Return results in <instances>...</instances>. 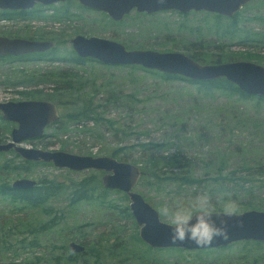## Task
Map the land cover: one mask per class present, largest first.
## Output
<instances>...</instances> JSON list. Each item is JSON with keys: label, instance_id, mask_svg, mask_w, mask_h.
I'll return each mask as SVG.
<instances>
[{"label": "rangeland", "instance_id": "374dc122", "mask_svg": "<svg viewBox=\"0 0 264 264\" xmlns=\"http://www.w3.org/2000/svg\"><path fill=\"white\" fill-rule=\"evenodd\" d=\"M38 8L40 7L37 6ZM53 8L57 13L52 18L47 17L50 11H43L37 16L38 10H36L29 15L32 19L28 21L34 23H31L32 27L28 29L16 27L19 25L14 22H0V35L27 38L43 31L44 36L51 35L50 37L53 36L52 39L56 42L55 49L47 53L48 55H30L22 60L7 57L0 59V101L33 99L29 94L26 96L18 94L17 90L21 89H18L14 83L23 79L29 83L27 87L33 86L30 81L35 78L37 71L44 73L56 68L70 69L77 72L81 80H86L87 90L91 92L96 90L94 104L104 102L111 88L120 92L125 96L122 98L124 109L105 105L104 116L112 119L113 126L102 122L95 128L90 121L77 127L70 124L66 126L68 130L65 133L54 137L52 133L58 131L54 125L46 128L43 136L33 142L25 141L22 145L94 156L110 155L113 148L123 146L122 154L127 153V157L123 159L136 162L139 161L137 159H142L143 155L149 154V151H144L139 144H148L146 148L156 150L153 146L156 143L166 141L172 142L171 146H175L174 141L177 137L200 136L201 139L192 141L177 140L179 147L192 142V145L188 144L191 147L183 154L194 157L192 163L196 164V175L204 173L200 169L202 165L211 169L220 163L223 152L226 154L221 160L222 164L231 168L253 164L250 158L264 154V140L251 134L250 128L242 131L241 136L229 135L228 131L229 127L233 126V123L229 125V121L239 112L244 117L251 116L256 122H263L264 101L258 102L256 98L237 101V96L231 98L220 91L202 95L197 93V86L194 84L180 80L165 81L140 68L104 65L97 61L73 65L69 61L49 60L53 56L69 54L72 49L69 39L77 33L112 39L121 42L127 49L166 51L165 49L171 48V51L182 52L179 47L202 37L201 43L210 41L211 45L215 46L213 49L208 48L211 51L206 52L207 55L210 54L208 60L213 61L219 55L226 60L232 58V61L248 60L264 64V47L253 45L258 41L246 40L247 43H252L251 45L239 43L237 39L223 33L222 29H215L217 18L213 15L204 17L202 10H191L185 14L186 17L179 16L180 14L174 10L149 15L131 12L119 21H112L104 14L100 15L79 7L77 2L55 4ZM66 9L69 11L64 12ZM65 13L68 14L67 17L73 18V22L68 27L64 26V21L56 20ZM259 15L264 17V0H252L243 6L237 15L239 21L237 36L242 37L247 31L252 35L258 32L264 33V18L261 20L258 18ZM36 16L41 20H36ZM228 19L224 17L221 22L227 23ZM42 20L47 22L39 23ZM57 38L61 39L57 41ZM225 43L227 47L219 49V46ZM49 77L46 75L43 79ZM55 84L53 81L43 82L40 87L47 89V92L35 98L47 99L46 94L51 92ZM68 109L66 105L60 106L59 116ZM11 125L0 117V138L3 142L10 139ZM86 127L93 128V135L80 131ZM222 128L224 129L221 130ZM99 134L101 138L98 137ZM43 145H46V148ZM243 145L248 146L244 149ZM21 160L22 158L13 152L0 153V165L8 162L12 166ZM4 172H0V183L6 181L9 184L19 177H27L35 181L52 178L72 184L73 181L86 179L92 173L99 174V179L101 176L96 170L72 171L56 168L50 163L34 166L32 172L27 175L23 173L17 176L14 172ZM204 187L206 186L203 185ZM109 190L111 191L106 194V200L101 204L94 200L70 204L66 194L59 195L49 201L51 211L47 213L26 209L18 202L0 198V264H51L56 256L64 257L70 252L68 247L70 241L80 244L84 242L90 247L88 254L79 257L80 264H94L95 253L99 250L98 264H115L123 257V254H119L120 249L117 244H123L129 250H137L138 242L133 235L135 220L130 216L125 217L124 212L120 211V207L128 205L129 200L126 202L122 199L121 191L116 193L112 189ZM134 190L142 194L148 203L157 207L156 209H159L164 202L180 200L187 203L201 193L198 186L181 187L176 182L167 186L157 182L151 188L144 178L140 179ZM209 195L215 201V194ZM260 200L262 201L257 202L256 207L264 210V196ZM236 203L238 212L247 210L242 208L240 202ZM52 217L55 218L53 223ZM161 219L167 222L163 217ZM40 223L46 224L45 226L49 228L38 234L33 228ZM98 243L105 246L106 243L108 245L117 243L113 247L115 255L111 256L108 250H104L103 245L99 246ZM260 245L252 243L243 246V242L239 241L207 253L193 249L179 253L177 250L161 251L155 255L177 264H239L242 254L264 255V244ZM132 259L121 264H128ZM257 264H264V261L261 260Z\"/></svg>", "mask_w": 264, "mask_h": 264}, {"label": "trees", "instance_id": "16d2710c", "mask_svg": "<svg viewBox=\"0 0 264 264\" xmlns=\"http://www.w3.org/2000/svg\"><path fill=\"white\" fill-rule=\"evenodd\" d=\"M68 3V2H66ZM68 12V10H65ZM239 12V11H238ZM238 12H236L232 17H230L227 23H222L221 21L224 20V16L221 14H216L212 12L204 11V17L208 15H213L217 18L215 22V29H222L223 33L230 35L233 39H237L241 44H249L250 42H257V44H253L255 47L261 46L264 47V33H254L253 35L250 32H246V34L242 37L237 36L236 31L239 28V21L237 19ZM31 10H0V20L4 19V21H11L15 15L20 16H28L31 14ZM179 13V12H178ZM179 16L186 17L185 14L179 13ZM68 14L65 15L66 18ZM61 17H58L56 20H60ZM227 18V17H226ZM258 18L261 20L264 18L263 16L259 15ZM242 26V25H241ZM62 35V34H61ZM253 37V38H248ZM61 38H57V41ZM203 39L202 37L196 38L195 40L188 41L187 44L182 45L181 48L184 53L188 56L193 58L195 61L199 63H206L210 61V63H219V62H226L232 61L233 59H224L221 58L219 55L213 61L208 60L207 58L210 56L206 54L208 48H215V46L211 45L210 41L207 43H201L200 40ZM246 40L250 42L247 43ZM260 42V43H259ZM227 47V44H222L219 46L220 48ZM55 49V48H54ZM166 51H171V48L165 49ZM211 52V51H210ZM36 55V54H34ZM42 55V54H37ZM69 61L70 63L75 64H82L86 61H97L92 58L88 57H80L78 56L74 50H70V53L65 56H53L51 57V61ZM259 60V59H258ZM99 62V61H97ZM101 63V62H99ZM103 64V63H102ZM105 65V64H104ZM264 66V64H261ZM127 66V65H124ZM132 68H140L145 70L146 72L154 75L159 76L165 81H172V80H180L190 84H194L197 86V93H201L202 95H206L207 93H211L213 91H220L224 92L226 96L233 98V96H237V101L242 99H252L256 98L259 101H264V96H258L254 94H247L240 90L238 86L225 78H217L212 80H191L185 78L180 75H170L161 73L156 70H150L142 68L141 66H129ZM45 75L50 76V80L55 82V86L52 88L51 92L46 94L47 99L53 101L58 105L59 108L62 105H66L69 107L67 111L61 112L59 119L56 121V128L58 131H54L52 135L54 137H58L59 134L65 133L68 129H66L67 125H75L83 126L87 122H92L93 125L98 126V124L105 122L108 125L113 126L112 119L106 118L104 116L105 105H113L114 107H123V100L125 96L122 95L120 92H117L115 89L109 90V95L104 98V102H97L94 104V96L95 91L92 92L87 90L86 87V80H81L79 74L75 71H70V69H52L49 72H46ZM37 81L42 80V76L38 75V77L34 78ZM32 79V80H34ZM31 80V81H32ZM26 81L21 79L16 84H24ZM61 83V84H59ZM42 89L36 90H21L19 91L20 94L25 95L29 94L30 97L35 98L37 95L42 94ZM197 95V94H196ZM197 97V96H195ZM127 105V104H126ZM125 105V106H126ZM123 107V108H122ZM101 108V109H99ZM101 112H98V111ZM254 117L248 116L244 117L241 112L236 113L232 116L231 121H229V125L233 123L232 127H229V135H237L241 136L242 131L250 128L249 132L256 136L260 140H264V121L263 122H256ZM254 120V122H253ZM58 125V126H57ZM161 126V124H160ZM222 128L221 130H223ZM117 131L116 129H114ZM82 132H88L87 135H93L94 131L92 127H86L81 129ZM98 137L101 138L99 134ZM177 137V136H173ZM263 138V139H262ZM193 139H201L199 136L198 138H194V136H185L184 138L177 137L175 146H171L172 142H163V143H156L152 144L156 150H152L151 148H146L148 144H139L140 147L143 148L144 151H149L147 156L143 155L142 159H137L139 161H132L131 163H136L140 165L142 170V175L140 179H146L148 184L151 185V188L156 185L157 182H161L165 184V186L174 184L175 182L178 183L179 186L185 187H192L198 186L200 192H207L208 194H215L214 198L218 195H223L225 199H232L235 202H240L242 204V208L244 209H257V202L262 201L260 200L262 196H264V154H261L256 157H252L249 160L253 161V164H249L247 166H238L236 168L225 167L222 164V159H224V155L226 154L223 152L220 157V163L216 164L215 167L209 168L206 165H202L200 169L204 171L203 174L196 175L195 171L197 167L196 164L192 163L194 157H188L183 152L190 148L192 142L188 144H184L183 146L179 147V142L181 141H192ZM3 141V140H2ZM248 146V145H247ZM246 145L242 147L246 149ZM46 148V145H43ZM124 147L119 146L117 148H113L110 151V155L118 160L128 161L127 153L122 154ZM172 150V151H171ZM13 152V151H11ZM15 153V152H13ZM16 156H19L15 153ZM10 161V160H9ZM130 162V161H128ZM38 164H47L44 162H36V161H29L22 159L20 162L14 163L12 166L8 162H3L0 165V172H14L17 176L24 174H30L32 172V168ZM51 164V163H50ZM144 165V166H142ZM12 170V171H11ZM4 172V173H5ZM100 172V171H99ZM101 173V172H100ZM22 178V177H19ZM18 179V178H16ZM15 180V179H14ZM138 181V182H139ZM13 182V181H12ZM138 184V183H137ZM206 187L203 188V185ZM12 183L9 184L6 181L0 183V198L8 199L10 202H18L24 208L31 209V210H40L42 213H47L51 211V206L49 205V201L52 198H55L59 195L66 194L70 204H75L80 201H96L99 204L103 203L106 199V194L111 191L108 188H104L101 184V179H99V174L96 175L95 173L90 174L84 180L80 181H73L72 184L66 183L65 181L52 179V178H41L36 181V184L29 188H13ZM137 186V185H136ZM208 187V188H207ZM207 188V189H206ZM98 189L99 191H96ZM119 192L118 190H113ZM97 192V193H96ZM122 199L126 202L128 201V197L125 193H121ZM111 205V204H110ZM129 205V204H128ZM126 205L121 208V212H124V216H130L133 219V216L130 212L129 206ZM219 207V205H217ZM157 208V207H156ZM158 210V209H157ZM244 211V210H243ZM161 218V217H160ZM55 218H51L53 221ZM46 224H39V226L33 228V231L37 232L38 234L45 231L49 227L45 226ZM133 225L135 227L134 230V238L138 242L137 250H129L123 244L103 245L104 250H108L111 256L115 255V249L113 248L116 244L119 246L120 253L123 254L122 259L116 261L115 264L125 263L127 260L132 259V262L128 264H177V262L170 263L168 260L162 259L161 257H157L155 254L161 251H169V250H177L178 253L183 251L184 249L181 248H153L148 246L144 243L139 234L138 228L135 221H133ZM239 242V241H238ZM243 246H247L248 244H256L262 246L264 244L263 241H253V240H243ZM235 243V242H234ZM84 245V250L79 253L70 252L65 255L64 257L56 256L51 264H80L78 263V259L81 256H84L90 252V247L87 246L86 243L82 242ZM233 244V243H232ZM144 245V246H143ZM231 245V244H230ZM108 246V247H107ZM229 246V245H228ZM226 247V246H224ZM223 248V247H220ZM217 248H208L202 250H196L197 252H208L216 250ZM251 250V249H248ZM98 253L100 250L95 253L96 260L94 264H98ZM118 256V255H117ZM264 261V255H249L248 253L241 255V260L239 264H257L259 261ZM86 262V261H85ZM87 264V263H86ZM238 264V263H237Z\"/></svg>", "mask_w": 264, "mask_h": 264}, {"label": "water", "instance_id": "95a60500", "mask_svg": "<svg viewBox=\"0 0 264 264\" xmlns=\"http://www.w3.org/2000/svg\"><path fill=\"white\" fill-rule=\"evenodd\" d=\"M66 0H0V10H27L37 3L49 5ZM82 5L106 12L115 20L121 19L131 9L153 13L175 10L181 13L207 11L223 16H233L252 0H77ZM53 41L30 40L22 37L0 35V56L21 55L46 51ZM71 46L80 57H90L105 65H136L170 75H180L191 80L225 78L247 94L264 96V66L248 60L219 63H199L182 51H158L155 49H127L121 42L97 36L78 34L71 39ZM2 118L17 123L11 130V139L0 143V152L13 150L22 159L51 163L59 169L82 171L100 170L104 188L125 193L129 209L138 226L141 240L153 248H181L202 250L220 248L243 240L264 242V210L248 209L237 212L229 223V238L216 239L208 246H197L190 241L173 242L167 222L157 216V209L135 191L142 170L139 164L118 160L109 155H82L64 150L42 149L22 145L44 134V127L59 119L54 102L48 100H21L0 102ZM36 184L31 178L13 180V188H29ZM69 250L79 253L84 246L71 242Z\"/></svg>", "mask_w": 264, "mask_h": 264}, {"label": "clouds", "instance_id": "9594fccd", "mask_svg": "<svg viewBox=\"0 0 264 264\" xmlns=\"http://www.w3.org/2000/svg\"><path fill=\"white\" fill-rule=\"evenodd\" d=\"M219 205V207H217ZM238 205L232 199L198 193L191 201L164 202L157 216L167 221L173 242L190 241L197 246H208L216 239H228L229 223L237 217Z\"/></svg>", "mask_w": 264, "mask_h": 264}, {"label": "flooded vegetation", "instance_id": "af4514ba", "mask_svg": "<svg viewBox=\"0 0 264 264\" xmlns=\"http://www.w3.org/2000/svg\"><path fill=\"white\" fill-rule=\"evenodd\" d=\"M66 2H68V3H66ZM72 2H77L78 3V6L79 7H81V8H83V9H87V10H89V11H92V12H97L98 14H100V15H105L106 17H108L110 20H112V21H119V20H121L122 18H124L125 16H127V15H129L131 12H136V13H139V14H143V13H145V14H154V13H157V12H163V11H167V10H162V11H157V12H153V13H146V12H139V11H137L136 9H131L128 13H126L121 19H119V20H115V19H113V18H111L106 12H104V11H100V10H97V9H93V8H90V7H87V6H84V5H82L80 2H78L77 0H66V1H60V2H57V3H53V4H49V5H43V4H40V3H37V4H35L34 6H33V8H30V9H27V10H31L32 11V13L31 14H29V15H32L33 14V12L34 11H36V10H38V12L36 13L37 14V16L38 15H40L43 11H50V13L49 14H47V17H49V18H52V17H54L55 16V14L57 13L55 10H54V8H53V5H55V4H61V5H64V4H69V3H72ZM37 6H39L40 8H38L37 9ZM42 6V7H41ZM41 8H43L44 10H41ZM18 10H23V9H18ZM68 10V9H67ZM69 11V10H68ZM175 11V10H174ZM64 12H66V11H64ZM177 12H179V11H177ZM179 13H181V12H179ZM181 14H184V13H181ZM29 15L27 16H20V15H15V17H13L12 19H11V21H9V20H7V22H14V23H16V24H18L19 26H16V27H20V28H23V29H28V28H30V27H32L31 26V23H34V21H32V22H29L28 20L29 19H32V18H29ZM65 15H66V13L65 14H63V15H61L60 17H61V19L60 20H62V21H64L65 22V24H64V26L65 27H68V26H70L71 25V23L73 22V18H66L65 17ZM35 17L36 18V20H41L39 17ZM224 17H227V18H230V17H232V16H230V17H228V16H224ZM3 22L4 21V19H2V20H0V22ZM111 21V22H112ZM47 21H44V20H42L41 22H39V23H46ZM67 29V28H66ZM54 34H56V33H54ZM45 35V33L43 32V31H40L39 33H37V34H35L33 37H27L26 39H30V40H42V41H53L54 42V46L51 48V49H48V50H46V51H38V52H31V53H26V54H21V55H6V56H0V59H5L6 57L7 58H12L13 60H22V59H24V58H27L28 56H30V55H34V54H45V55H48L47 53H49L50 51H52V50H54V48H55V45H56V42H55V40L54 39H52V37H50V36H48V37H46V36H44ZM76 35H78V33L76 34ZM76 35H74V36H76ZM82 35V34H81ZM1 36H4V35H1ZM73 36V37H74ZM85 36V35H84ZM8 37H11V36H8ZM16 37V36H15ZM72 37V38H73ZM23 38V37H22ZM72 38H70L69 40H70V43H71V39ZM124 45V44H123ZM125 46V45H124ZM126 47V46H125ZM88 58H90V57H88ZM93 59V58H92ZM49 60H51V58L49 59ZM95 60V59H94ZM127 66H131V65H127ZM134 66V65H133ZM136 66V65H135ZM50 70H48L47 72H49ZM45 73L46 72H44V73H40V72H36L35 73V78L36 77H38V75H41L42 76V78L44 77V76H46L45 75ZM34 79V78H33ZM45 81H51L50 80V77L49 78H46V79H42V80H40V81H37L36 79H34V80H32V81H30V83H33L34 85L33 86H30V87H27V85L29 84V83H27V82H25L24 84H16V83H14V85L15 86H17V88L18 89H21V90H26V91H29V90H36V89H42L43 91H42V93H46L47 92V89H45V88H43V87H40V85L43 83V82H45ZM21 90H17L18 91V94H19V91H21ZM33 99H37V100H48V99H41V98H33ZM21 100H29V99H5L4 101H0V102H6V101H14V102H16V101H21ZM48 101H51V100H48ZM51 102H53V101H51ZM55 103V102H54ZM56 104V103H55ZM57 106V105H56ZM57 109H58V112H59V108L57 107ZM0 117L2 118V114H1V112H0ZM5 121H7V120H5ZM7 122H10L12 125H11V128H10V134H11V130L14 128V127H16L17 126V123H15V122H11V121H7ZM56 124V122H53V123H50V124H48V125H46L45 127H44V132H45V129L46 128H48V127H52V126H54ZM44 135V134H43ZM42 135V136H43ZM41 137V136H40ZM39 138V137H38ZM10 139H11V137H10ZM9 139V140H10ZM37 138H32V139H29V140H26V141H30V142H33V140H36ZM3 139L2 138H0V143H4L3 141H2ZM9 140H7V141H9ZM6 141V142H7ZM23 144V143H22ZM11 151H13V150H9V151H7V152H11ZM14 152V151H13ZM1 153V152H0ZM17 154V153H16ZM37 162V161H36ZM96 171H100V170H96ZM101 172V176L104 174V172H102V171H100ZM101 176H100V179H101ZM71 242H75V241H70L69 243H68V247H69V244L71 243ZM76 243H78V242H76ZM80 244V243H79ZM82 245V244H81ZM84 246V245H83ZM85 248V247H84Z\"/></svg>", "mask_w": 264, "mask_h": 264}]
</instances>
